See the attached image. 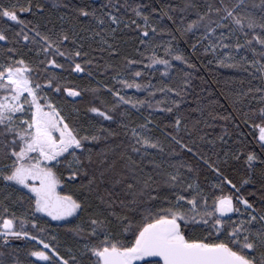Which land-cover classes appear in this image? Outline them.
<instances>
[{
    "label": "snow or ice",
    "instance_id": "obj_1",
    "mask_svg": "<svg viewBox=\"0 0 264 264\" xmlns=\"http://www.w3.org/2000/svg\"><path fill=\"white\" fill-rule=\"evenodd\" d=\"M145 7L85 4L57 28L38 0H0V264H264V0ZM132 26L143 50L109 62ZM206 65L249 86L227 114L198 104L193 120Z\"/></svg>",
    "mask_w": 264,
    "mask_h": 264
},
{
    "label": "trees",
    "instance_id": "obj_2",
    "mask_svg": "<svg viewBox=\"0 0 264 264\" xmlns=\"http://www.w3.org/2000/svg\"><path fill=\"white\" fill-rule=\"evenodd\" d=\"M39 3H42L46 6V16L50 18L55 26L57 28L60 27V21L59 17L61 15L65 16L66 19H72L75 17V13L73 11L74 8L79 7L81 5H91L92 7H95L99 9V7L102 4H105L107 0H59V3L61 5L67 4L68 7H60L58 9L53 8L52 4L54 3V0H38ZM138 3L145 5L144 11L146 14L151 12V8L153 7H160L163 3H176L177 0H137ZM258 2V0H257ZM131 16V13L128 14ZM152 16L155 15V13L151 14ZM29 19L35 20V17H28ZM128 18L127 16L125 17ZM82 19V18H79ZM151 19V16H150ZM74 22L78 23V20H75ZM165 24L168 23L167 19L163 21ZM52 24H49V27H52ZM68 25H65L67 27ZM86 25H79V27H85ZM137 31L135 30V27L132 26L128 29H123L116 33V39L114 43L119 45L120 52H121V59L116 61H109L111 63H120L122 62V57L124 55L127 56H136V49L139 47L142 49V46L138 44L137 40ZM93 47H95V44H93ZM91 50V49H89ZM105 55V59H109L107 54ZM134 67H141L140 65H136ZM183 68V65H179L178 68L174 69V72H179L180 69ZM99 78V77H98ZM178 79V77H176ZM249 80L247 73L238 70V69H217L215 65H206L202 68H200L199 73L195 74V78L192 81V88L190 89V94L187 99V103L184 105L185 109L193 120L199 117V113L192 111V109L196 108L197 105L202 106H211L218 112H222L224 114H227L231 111L230 103L227 99L229 96H234L239 90L241 89H247L249 86ZM84 83H87L85 81ZM111 83V81H109ZM251 83L253 85L258 84L259 82L256 80H251ZM130 95L134 94V90H128ZM136 96H143V93L135 94ZM135 98V96H134ZM223 105V107H221ZM148 115V110H142V114L139 113H133L131 119L135 121L136 123H140L143 121L144 117ZM163 121V123H161ZM107 123V122H106ZM154 123L160 124V128H163L164 124H167L168 121L164 120V117L160 114H155L154 116ZM223 121H220L216 128L213 129H207L206 131H214L215 133H220L223 131L222 125ZM113 127H116L113 125ZM202 127V125H201ZM160 128H156L153 132L155 136H159L161 139H163V133L161 132ZM167 130V129H166ZM117 131H120L123 133L122 129L117 128ZM120 139H123V135L119 137ZM199 147L207 152L209 155L212 154V146L208 145L206 143H202L198 141ZM158 159V158H157ZM185 160H189L188 156L184 157ZM191 163H196L195 160H190ZM202 172L204 170H201ZM201 183L208 184L211 180V177L208 178V180H205L204 175L202 174L200 176ZM211 203V200L209 201ZM57 233L59 241L64 245H74V239L71 236L70 233L67 232V229L64 227L56 228L54 229ZM34 242H29L27 240H14L12 241L13 247L17 248L20 252L21 259L25 258L26 251L29 250L32 247V244Z\"/></svg>",
    "mask_w": 264,
    "mask_h": 264
}]
</instances>
